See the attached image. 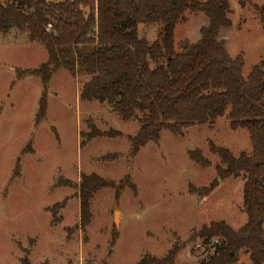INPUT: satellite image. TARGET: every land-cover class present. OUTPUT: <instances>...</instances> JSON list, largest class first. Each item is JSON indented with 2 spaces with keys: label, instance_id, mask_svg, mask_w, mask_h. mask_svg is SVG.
Segmentation results:
<instances>
[{
  "label": "rangeland",
  "instance_id": "1",
  "mask_svg": "<svg viewBox=\"0 0 264 264\" xmlns=\"http://www.w3.org/2000/svg\"><path fill=\"white\" fill-rule=\"evenodd\" d=\"M241 1L228 0L231 25L220 29L219 38L231 57L243 55L246 77L264 59V28L253 8L264 0H248L245 6ZM206 25L202 13L185 12L174 29L175 50L184 42H197ZM158 30L157 24L138 29L150 43ZM47 59L46 48L30 41L28 33L15 28L0 32V264H137L146 255L163 258L176 245L180 250L173 264H198L221 240L204 243L192 239L194 232L213 221H225L235 230L246 223V174L220 177L216 167L221 162L209 143L236 156L250 152L247 129L232 130L220 117L213 126H190L183 135L162 130L158 142L147 143L130 157L127 136L138 132L139 123L121 119L106 103L82 100L86 77L74 78L58 69L47 86L38 76L18 77L19 70L38 68ZM44 94L47 109L42 117ZM91 125L122 135L90 140L85 134ZM194 149L211 164L202 167L192 161L188 151ZM83 174L116 184L94 192L84 228L76 187ZM60 179L64 186L58 185ZM120 183L124 186L118 190ZM190 185L214 189L201 197L189 191ZM63 201L65 207L52 218L47 209ZM249 255L247 249L240 250L235 264H253Z\"/></svg>",
  "mask_w": 264,
  "mask_h": 264
},
{
  "label": "trees",
  "instance_id": "2",
  "mask_svg": "<svg viewBox=\"0 0 264 264\" xmlns=\"http://www.w3.org/2000/svg\"><path fill=\"white\" fill-rule=\"evenodd\" d=\"M247 1L242 0L241 4L245 6ZM253 8L264 28V4H254ZM187 11L202 13L208 18V25L201 28L197 42H184L176 51L174 29ZM228 13V0H2L0 32L7 34L11 28L26 32L30 41H39L47 50L45 63L35 69L19 70L18 77L38 76L47 86L53 72L66 69L74 78H87L80 91L82 100L106 103L121 119L136 120L140 125L138 132L127 136L130 157L147 143L158 142L162 130L183 135L190 126H213L220 117L228 120L232 130L247 129L250 152L242 151L236 156L228 148L209 143L210 152L221 162L216 167L220 177L246 174L243 212L247 221L237 230L225 221H213L194 232L192 239L200 238L204 243L221 240L214 246L213 254L198 264H235L237 254L244 248L253 264H262L264 59L243 76V55L231 57L225 41L219 38L220 29L231 25ZM142 24L159 26L153 43L140 37L138 29ZM46 109L44 94L40 116H45ZM90 127L91 132L85 134L90 140L122 135ZM188 157L202 167L211 164L199 149L188 151ZM61 183L62 179L58 185L64 186ZM123 186L120 183L117 189ZM76 187L84 228L91 217L94 192L116 188V184L97 174H83ZM213 189L214 186L189 187L191 193L201 197ZM65 205L63 201L58 208L47 210L54 218ZM115 239L116 236L112 245ZM179 250L176 245L163 258L146 255L137 264H173Z\"/></svg>",
  "mask_w": 264,
  "mask_h": 264
},
{
  "label": "built area",
  "instance_id": "3",
  "mask_svg": "<svg viewBox=\"0 0 264 264\" xmlns=\"http://www.w3.org/2000/svg\"><path fill=\"white\" fill-rule=\"evenodd\" d=\"M48 27L51 28V24H49Z\"/></svg>",
  "mask_w": 264,
  "mask_h": 264
}]
</instances>
